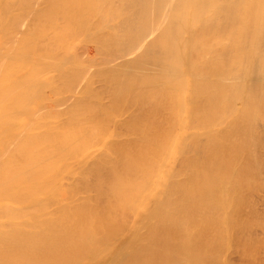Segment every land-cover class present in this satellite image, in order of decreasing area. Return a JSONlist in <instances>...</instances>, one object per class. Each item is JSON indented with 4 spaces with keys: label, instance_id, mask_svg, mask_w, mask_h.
<instances>
[{
    "label": "bare ground",
    "instance_id": "obj_1",
    "mask_svg": "<svg viewBox=\"0 0 264 264\" xmlns=\"http://www.w3.org/2000/svg\"><path fill=\"white\" fill-rule=\"evenodd\" d=\"M260 193L264 0H0V264H256Z\"/></svg>",
    "mask_w": 264,
    "mask_h": 264
},
{
    "label": "rangeland",
    "instance_id": "obj_2",
    "mask_svg": "<svg viewBox=\"0 0 264 264\" xmlns=\"http://www.w3.org/2000/svg\"><path fill=\"white\" fill-rule=\"evenodd\" d=\"M262 194V195H261ZM259 197V198H258ZM257 198V200H256V197H254V199H255V204L257 205L256 207H257V210H258V213H259V215H260V213H261V217H262V215L264 214V193H260V195L258 196ZM260 199V200H259ZM260 202V203H259ZM259 203V204H258ZM261 217H260V221H261ZM263 219H264V216L262 217V221H263ZM259 232V233H258ZM256 234L258 235V236H261V232L259 231V230H257L256 231ZM263 236V237H262ZM260 238L258 237V239H261V238H264V235H262ZM261 241H263L264 242V240H262L261 239ZM262 245V244H261ZM261 245H257V248H256V250H257V254H256V258H257V260L255 261L256 262V264L258 263V264H264V247L262 248V246ZM263 246H264V243H263ZM258 248H259V250H258ZM236 258H238V257H236V255H232V260H234V262H236V260H237V262H239L238 261V259H235ZM258 261V262H257ZM262 262V263H261Z\"/></svg>",
    "mask_w": 264,
    "mask_h": 264
}]
</instances>
